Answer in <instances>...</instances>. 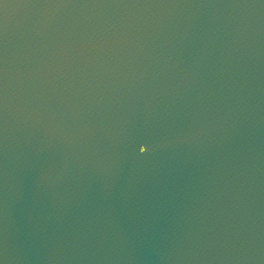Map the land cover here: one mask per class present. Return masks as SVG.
<instances>
[{
    "label": "water",
    "instance_id": "95a60500",
    "mask_svg": "<svg viewBox=\"0 0 264 264\" xmlns=\"http://www.w3.org/2000/svg\"><path fill=\"white\" fill-rule=\"evenodd\" d=\"M5 3L0 264H264V0Z\"/></svg>",
    "mask_w": 264,
    "mask_h": 264
},
{
    "label": "snow or ice",
    "instance_id": "6c2138e0",
    "mask_svg": "<svg viewBox=\"0 0 264 264\" xmlns=\"http://www.w3.org/2000/svg\"><path fill=\"white\" fill-rule=\"evenodd\" d=\"M5 5H6L5 0H0V6H3L4 7ZM139 152L141 154H146L147 153V146H141L139 148Z\"/></svg>",
    "mask_w": 264,
    "mask_h": 264
}]
</instances>
